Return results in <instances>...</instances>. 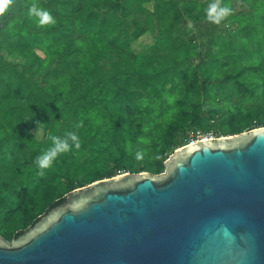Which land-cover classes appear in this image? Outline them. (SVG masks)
<instances>
[{
  "label": "trees",
  "instance_id": "16d2710c",
  "mask_svg": "<svg viewBox=\"0 0 264 264\" xmlns=\"http://www.w3.org/2000/svg\"><path fill=\"white\" fill-rule=\"evenodd\" d=\"M33 2L16 0L0 17L6 241L76 187L161 172L196 133L264 126V0H222L233 13L219 25L206 19L211 0H35L56 19L43 28L28 15ZM144 35L152 41L135 49ZM67 133L81 146L39 175L34 161L52 146L49 135Z\"/></svg>",
  "mask_w": 264,
  "mask_h": 264
},
{
  "label": "water",
  "instance_id": "95a60500",
  "mask_svg": "<svg viewBox=\"0 0 264 264\" xmlns=\"http://www.w3.org/2000/svg\"><path fill=\"white\" fill-rule=\"evenodd\" d=\"M158 173L76 187L0 264H264V126L182 144Z\"/></svg>",
  "mask_w": 264,
  "mask_h": 264
},
{
  "label": "clouds",
  "instance_id": "9594fccd",
  "mask_svg": "<svg viewBox=\"0 0 264 264\" xmlns=\"http://www.w3.org/2000/svg\"><path fill=\"white\" fill-rule=\"evenodd\" d=\"M16 0H0V17L13 7ZM206 11V19L216 25L221 24L233 13V9L230 6L223 5L222 0H211ZM29 17H34L38 27L54 26L56 24L55 17L47 9L39 6L35 0L28 7ZM189 28H192L191 23L188 24ZM49 140L52 142V146L43 151L39 156L35 158L34 164L39 169L38 174L44 175V170L52 167L53 162L58 156L71 150L72 146L76 148L81 146L80 138L75 133H67L65 137L61 138L55 135H49ZM142 152H137L136 158L142 159Z\"/></svg>",
  "mask_w": 264,
  "mask_h": 264
},
{
  "label": "rangeland",
  "instance_id": "374dc122",
  "mask_svg": "<svg viewBox=\"0 0 264 264\" xmlns=\"http://www.w3.org/2000/svg\"><path fill=\"white\" fill-rule=\"evenodd\" d=\"M188 28V27H187ZM189 32V31H188ZM193 33V31L191 32V34ZM189 34V33H188ZM152 40L144 35L142 37H140L137 41H135V43L133 44L134 48L137 49L139 48V46L141 44H145V43H150ZM2 57L4 60H13V61H17V62H21V58L16 56V55H12V54H7L6 52L2 51ZM32 136L35 138V139H39L40 138V133H41V130L39 127H35L32 129ZM200 136H207V137H216V134L211 132V131H208V132H205L203 134H200ZM219 136V135H217Z\"/></svg>",
  "mask_w": 264,
  "mask_h": 264
},
{
  "label": "built area",
  "instance_id": "2783aa9c",
  "mask_svg": "<svg viewBox=\"0 0 264 264\" xmlns=\"http://www.w3.org/2000/svg\"><path fill=\"white\" fill-rule=\"evenodd\" d=\"M206 137L207 136H200V134L196 133L195 138L194 139H191L190 141L197 140V139H200V138H206Z\"/></svg>",
  "mask_w": 264,
  "mask_h": 264
}]
</instances>
